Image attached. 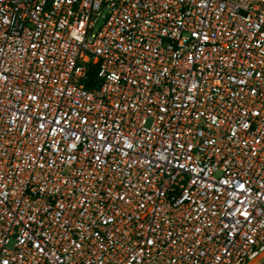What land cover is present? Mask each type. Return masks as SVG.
<instances>
[{"label":"built area","instance_id":"1","mask_svg":"<svg viewBox=\"0 0 264 264\" xmlns=\"http://www.w3.org/2000/svg\"><path fill=\"white\" fill-rule=\"evenodd\" d=\"M264 257V0H0V264Z\"/></svg>","mask_w":264,"mask_h":264},{"label":"rangeland","instance_id":"2","mask_svg":"<svg viewBox=\"0 0 264 264\" xmlns=\"http://www.w3.org/2000/svg\"><path fill=\"white\" fill-rule=\"evenodd\" d=\"M255 264H264V257L258 260Z\"/></svg>","mask_w":264,"mask_h":264}]
</instances>
